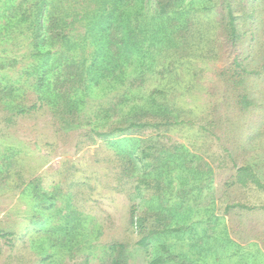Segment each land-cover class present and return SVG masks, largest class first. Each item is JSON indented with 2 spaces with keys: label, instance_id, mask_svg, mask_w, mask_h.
I'll use <instances>...</instances> for the list:
<instances>
[{
  "label": "rangeland",
  "instance_id": "obj_1",
  "mask_svg": "<svg viewBox=\"0 0 264 264\" xmlns=\"http://www.w3.org/2000/svg\"><path fill=\"white\" fill-rule=\"evenodd\" d=\"M242 2L244 13L252 8L254 19L245 18L246 34L235 44L216 30L214 15L203 9V0H183L180 9L194 21L187 36L193 42L191 50L180 48L183 35L171 27L177 51L151 46L152 50H133L116 74L100 78L101 72L91 68L81 85L64 88L58 96L54 91L59 83L49 75L46 96L37 100L43 57L35 54L32 42L31 0H0V87L14 89L13 96L0 101V230L13 233L10 241L0 240V264H37V260L71 264L85 256L90 264H102L104 242L125 229L132 205L139 210L173 211L185 203L201 208L212 204L218 215L213 218L208 212L206 217L204 210L196 214L207 222L205 244L198 241L203 252L200 264H264V209L236 206L223 216L227 204L264 205L259 190L235 186L222 191L234 161H264V133L254 136L264 124V0ZM140 4L137 0L128 9L133 25L151 24L160 36L161 25L169 28L174 16L152 18L150 7L139 8ZM83 43L82 50L59 43L54 55L77 60L83 55L87 67L95 44L92 39ZM237 56L251 70L247 85L253 105L244 111L236 105L237 90L222 76ZM66 94L77 106L71 117L64 114ZM52 96L57 100L50 101ZM34 101L36 109L18 113L20 106ZM159 104L178 109L176 119L182 122L162 129V141L175 146L178 161L186 164L167 165L163 194L140 199L133 183L117 179L111 150L91 129L132 115L148 116ZM247 135L250 147L244 142ZM216 188L218 199H214ZM69 205L82 215L74 230L66 218ZM97 226L102 227L98 241ZM126 264H147L145 252L136 251Z\"/></svg>",
  "mask_w": 264,
  "mask_h": 264
},
{
  "label": "trees",
  "instance_id": "obj_2",
  "mask_svg": "<svg viewBox=\"0 0 264 264\" xmlns=\"http://www.w3.org/2000/svg\"><path fill=\"white\" fill-rule=\"evenodd\" d=\"M25 1L27 0H20L22 3ZM135 1L137 0H31L34 17L32 42L36 49L35 54L43 57V66L37 78V88L40 90L37 100H42L46 96L45 87L49 75L59 83V88L54 91L58 96L59 92H64V88L69 91L81 85L85 73L91 68L101 72L100 78L110 72L116 74L133 50L147 51L155 48L160 51L165 47L177 51L178 42L171 34V27L174 32L183 35L180 48L184 52L191 50L193 42L187 39V36L191 35L189 31L194 21L191 15H186L187 12L180 9L183 0H139L141 4L150 7L152 18L163 19L174 16L169 21V28L161 25L160 31L163 33L160 36L159 29L151 24L133 25L128 9L135 4ZM243 4L242 0H203V9L214 15L216 30L232 44L245 36L244 25L247 22L245 18L254 19L252 8L250 13L245 14ZM182 14L185 16L181 17ZM134 20L136 21V18ZM175 25H178V28H175ZM73 31L78 35L77 38ZM87 39H92L95 44V48L89 53L91 62L87 67V58L83 55L79 60L72 55L64 59L62 54L55 57L53 50L57 44L73 45L82 50L83 41ZM144 41L147 44L143 45ZM157 42L159 47L156 46ZM156 57L158 61L161 60L159 54ZM232 64L233 66L222 71V76L237 90L234 96L236 105L240 111H244L253 105L247 85L251 70L238 56L233 59ZM13 90L12 87H0V101L13 96ZM56 96L48 99L56 101ZM151 99L154 100V97L151 96ZM63 102L66 108L64 114L68 117L76 115L77 106L69 101L68 94L64 96ZM159 105L157 112L155 110V113L148 116L132 115L113 122L106 128L91 129L94 137L111 150L117 179L125 180L126 184L133 183L134 195L140 199H152L163 194L166 184L162 173L167 171L165 169L167 165L173 163L174 167L180 168L186 164L185 161H178L179 155L175 151V146H168L162 141L165 136L161 132L162 129H169L182 122L181 119H176L175 111L178 109L176 107L167 109V105ZM37 106V101L25 107L22 105L18 108V113L29 112ZM255 131L258 132L254 136L264 133V124ZM246 138L244 142L250 147V135ZM233 167L234 171L224 182L222 191L236 186L264 193V161L246 160L240 163L234 161ZM199 169L203 172L204 167L199 165ZM217 193L220 191L216 188L214 199L215 196L219 198ZM67 196L71 201V195ZM45 197L54 198V196ZM212 200L209 203H213ZM236 206L243 209H264V205L250 206L236 202L224 205L223 216ZM68 209L66 218L72 224L71 230H74L82 215L70 205ZM200 210H204L206 217L209 213L213 218L217 215L212 204L201 208L185 203L178 205L173 211L139 210L138 206L132 205L125 218V229L104 242L106 258L102 264H126L128 258L140 249L146 254L147 264H200L203 252L198 247V241H204L206 236L204 232L207 228L203 224L207 223L206 217L196 216ZM100 227L97 226L95 231L97 241L102 239V227ZM12 234L10 231L0 230V240L10 241ZM41 262L37 260V264ZM71 264H90V262L85 256Z\"/></svg>",
  "mask_w": 264,
  "mask_h": 264
}]
</instances>
